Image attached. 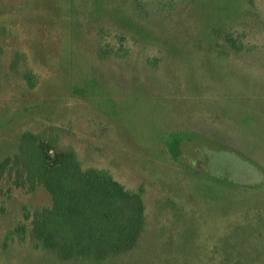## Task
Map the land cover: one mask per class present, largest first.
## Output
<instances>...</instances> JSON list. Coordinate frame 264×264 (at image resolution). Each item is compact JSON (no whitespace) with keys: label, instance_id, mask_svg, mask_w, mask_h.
Instances as JSON below:
<instances>
[{"label":"rangeland","instance_id":"obj_1","mask_svg":"<svg viewBox=\"0 0 264 264\" xmlns=\"http://www.w3.org/2000/svg\"><path fill=\"white\" fill-rule=\"evenodd\" d=\"M86 1L0 0V158L13 154L18 135L31 130L59 136L63 146L76 149L84 167H107L128 185L145 184L148 227L140 242L144 250L129 264H264L263 251H254V246L236 251L232 245L249 239L248 244L264 247L261 167L199 133L183 136L182 155L172 162L160 153L156 137L162 123L158 111L173 105L180 114L178 125L191 120L203 126L206 120L214 123L216 115L221 117L232 140L245 150L248 147L249 154L260 148L258 157L264 161L263 131L254 126L258 122L264 126V51L229 55L218 69L215 56L203 54V60L199 54L211 48L208 42L215 37L209 31L214 26L233 28L237 37L264 43V31L256 36L252 31L264 30V18L260 22L257 17L258 9L264 11V0L255 1L256 12L246 6L248 0H91L89 5ZM69 7L74 8L73 18ZM137 38L143 42L136 45ZM106 44L112 53L102 56L99 49ZM122 45L125 49L119 52ZM126 49L131 50L129 60L121 56ZM18 54L21 58L12 67ZM149 54L166 57L165 64L161 68L147 64L144 72L143 61ZM135 65L138 70L120 71ZM97 67V74H91ZM27 73L34 78L33 88ZM94 77L100 84L93 91L83 96L73 92L71 86H80L82 78L91 84ZM244 125L252 131L244 130ZM220 131V138L229 136L221 127ZM155 137L156 143L147 144ZM194 168L200 174L262 185L251 189L243 202L235 198L208 206L199 202L198 191L207 187L202 184L204 177L198 181L199 175L192 174ZM164 194L183 201L171 210L173 215L158 208L157 197L161 204ZM48 202L43 190L9 191L8 181H0V261L45 263L29 260L33 255L29 242L10 231L22 217L23 206L33 209ZM184 204L193 210H179ZM228 206L235 210L229 215L232 222L215 224L212 214ZM163 215L168 218L164 225L159 218ZM159 230L163 231L157 238ZM249 230L254 231L246 236ZM226 237L230 242H222L223 248L232 257L224 251L211 253L214 243ZM167 250L174 259H194L171 261L164 256ZM244 250L249 254L239 257Z\"/></svg>","mask_w":264,"mask_h":264},{"label":"trees","instance_id":"obj_2","mask_svg":"<svg viewBox=\"0 0 264 264\" xmlns=\"http://www.w3.org/2000/svg\"><path fill=\"white\" fill-rule=\"evenodd\" d=\"M255 1L248 0V3L246 1V6L254 12H256ZM90 2L91 0L86 1V5H89ZM68 11L69 17L73 18L74 8L69 7ZM127 11L125 10V12ZM133 14H130V17ZM257 14L259 15L257 16L258 19L262 22L264 11H259L258 9ZM252 31L256 36L264 30L254 28ZM209 33L212 34L213 38L215 37L212 42H208L211 44V48L205 52H199V54L203 60L206 59V56L203 54L215 56L216 60L220 62L219 66L215 65L217 69L228 61L229 58L227 56L229 55L236 54L244 57L245 54L251 51H264L260 47H264V43L259 45L256 42L253 43L248 40L247 37H237L233 28L231 30L230 28L220 30L219 27L214 26L210 28ZM140 41L143 42V40L137 38L136 45ZM143 46L142 44V48ZM147 46L149 45H145V47ZM124 47L122 45L119 52L123 51ZM99 51L102 56L104 54L109 55L112 53V48H109V45L106 44ZM171 51L168 50L170 55ZM100 54L99 56L101 57ZM2 55L3 49L0 46V58ZM121 56H124V60H129L132 58L131 50L126 49V52ZM20 58V54L14 57L11 64L12 67L17 65ZM165 59L166 57H154L149 54L143 61L144 72L147 71V64L161 68L165 64ZM199 66L201 68L200 73L205 77V69L202 68L200 63ZM138 67L135 65L130 69L128 67L120 71L128 73L135 69L138 70ZM178 69L180 70V67ZM95 70L93 68L91 74L94 75L95 72L97 74L98 67ZM144 72L142 79H144V75L146 74ZM138 76L141 78L140 74ZM26 78L33 88V76L27 73ZM181 78L180 75V81ZM211 78L213 79L212 75ZM82 79L80 86L76 84L71 86L73 92L77 95L83 96L87 91L90 89L93 91L94 87L100 84L95 83L97 81L95 77L94 79L92 78L91 84L87 80ZM70 80L67 77L66 81L69 83L73 82ZM93 82L94 86L92 85ZM144 83L148 82L145 81ZM149 90L147 89L148 92ZM191 91L194 92L193 90ZM165 108L167 110L162 111L158 109V113H161L158 116L162 118V123L160 122L159 124L156 137H159L157 143L160 146V153L162 152L166 159L169 158L172 162H174L173 159L179 160L182 155L180 154L182 149L180 141L183 136L187 135L189 138L193 133H199L218 141L220 144L222 143L223 147L232 152L243 153L247 159L260 166L264 172V161L258 157L260 148L254 153L249 154L248 147L245 150L240 142L238 144L235 143L232 140L233 138L230 137L232 135L227 130L226 123L222 122L221 117L216 115L218 117L216 122L212 123V121L206 120L203 126H199L188 117L187 120L190 121L186 124L178 125L177 122L180 120V114L178 111L175 112L176 107L168 105ZM213 119L215 120V118ZM209 122L213 124L212 127H209ZM240 122L242 123V121ZM260 123L258 122L254 126H258L263 131L262 138L264 142V126ZM220 127L229 136H222L220 138ZM243 129L252 131V127L247 125H244ZM156 137L149 140L147 144L156 143ZM14 146L16 151L13 154L0 158V181H8L9 191L22 189L30 194L43 190L49 198L47 204L33 209L23 206L22 217L17 219L10 231L20 241L29 242V246L33 252L32 258L29 260H33L34 258V261L37 262L44 261V264H50V262L54 264H129L138 259L144 250L140 247V242L148 227V188L145 184L136 183L128 185L119 180L114 171L107 167L96 165L84 167L76 149L72 146H63L60 137L57 135L46 136L43 133L31 130L22 131L16 138ZM191 172L192 174L195 173L196 177L199 175L198 181L204 177L202 184L207 189L203 187L201 191H197L202 197L199 199V202H208V206L212 201H226V204L228 201H234L235 198L244 201V197L249 195L251 189L257 190L262 185L243 184L222 179L212 174H200L195 168ZM162 196L165 202L159 204L158 200L160 196H158L157 204L158 208L164 211L167 216L168 214L173 215L171 210L176 209L178 203H183L177 196L167 197V194ZM193 197L191 196V201H195ZM187 208L189 211L193 210V207L186 204L182 208H179V210L187 211ZM234 212V208L228 206L227 210L212 214L216 216L214 217L215 224H223L230 220L232 222L233 218H229V215H234ZM159 218H161L160 224L162 225L168 219L164 215ZM159 228L160 225L157 230ZM159 231L157 232V238L163 230ZM252 231L254 230H249L246 236H250ZM247 241L249 239H245L244 243L240 244V246L233 243V248L237 251L238 249L243 250L245 248L252 249L254 246V251L259 250L264 252V247L257 242L251 245ZM222 242L224 244L225 242H230V240L226 237L221 241L215 242V248L211 253L218 255L221 251L226 252ZM170 252L167 250V254L164 256L171 261L183 262L194 259L183 258V256L174 259L173 253ZM227 254L229 258L232 257L229 253ZM246 254L249 253H246L245 250L241 251L239 257ZM4 262L0 261V264H6ZM26 263L28 262L20 264ZM205 264L213 263L205 262Z\"/></svg>","mask_w":264,"mask_h":264}]
</instances>
